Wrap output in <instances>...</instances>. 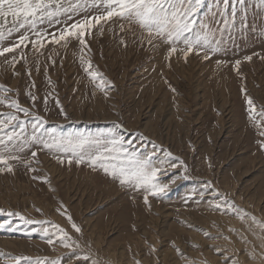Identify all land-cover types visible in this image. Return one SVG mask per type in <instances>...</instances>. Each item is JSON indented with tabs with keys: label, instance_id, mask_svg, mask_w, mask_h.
I'll list each match as a JSON object with an SVG mask.
<instances>
[{
	"label": "rangeland",
	"instance_id": "obj_1",
	"mask_svg": "<svg viewBox=\"0 0 264 264\" xmlns=\"http://www.w3.org/2000/svg\"><path fill=\"white\" fill-rule=\"evenodd\" d=\"M45 3L50 11L69 6ZM255 3H237L228 30L223 5L211 13L206 7L216 0H205L194 30L221 29L212 45L218 51L197 46L186 58L185 45L169 55L167 42H149L119 16L95 24L106 14L103 0L37 17L35 29L17 30L23 17H0V48L15 46L0 56V119L16 115L28 141L13 149L20 157L9 161L13 171L0 172V264H264V229L252 221L264 224V11ZM231 12L230 2L227 19ZM85 17L95 24L85 32L87 48L75 39L50 42ZM38 33L43 47H33ZM23 35L29 39L21 44ZM11 101L29 116L7 107ZM37 116L43 126L34 129ZM12 131L21 129L9 126L0 137ZM34 131L48 143L115 137L129 153L151 158L165 190L154 196L122 185L99 163L78 164L70 152L33 143Z\"/></svg>",
	"mask_w": 264,
	"mask_h": 264
},
{
	"label": "snow or ice",
	"instance_id": "obj_2",
	"mask_svg": "<svg viewBox=\"0 0 264 264\" xmlns=\"http://www.w3.org/2000/svg\"><path fill=\"white\" fill-rule=\"evenodd\" d=\"M106 6V14L102 16L95 17V24H99L101 20L110 19L113 16H119L122 19L127 20L129 23H135L139 28L146 31L149 37V42L153 37L161 38L167 42L171 48L170 53H175L177 50V45L183 44L186 46L185 58L187 54L192 52L194 47L200 46L208 48L211 46V51H218V48L212 46L215 42V32L222 31L221 29H216L213 31L207 24H200L199 30H194V25L196 24V15L199 10L204 7L205 0H103ZM231 2L232 8V21L226 18V13ZM261 4H264V0H260ZM217 7L221 4L223 9L221 15L225 16L223 23L227 26L229 23L234 22L236 15L235 5L239 3L243 5L245 0H216ZM50 5L45 3V0H0V17L11 15L15 19L23 17V22L18 24V28H24L29 25L31 28L35 29L36 19L39 17L41 21L45 17L51 19L60 14L61 9L63 12H76L81 10V0H77L75 4L69 0V6L64 8L63 5L57 8L56 11L49 10ZM31 18V19H30ZM70 18V17H69ZM30 21V23H29ZM92 19L85 17L78 23H72L70 27L65 28L61 31L60 35L57 37L53 35L51 43L61 44L66 46L71 43L73 39L78 41V43L85 48H87L86 40L84 39L85 32L90 31L91 28L95 26ZM188 33H193V35H188ZM3 39V34H0V40ZM29 37L27 35L21 36L20 43L23 44L27 41ZM33 47L39 45V47L44 46V38L38 33L37 39L32 41ZM15 51V46L13 47H2L0 48V56H5L6 53H12ZM247 59H251L248 57ZM15 61V57H13ZM239 61H237V66ZM90 67V65H89ZM89 67L85 68V72H89ZM89 75L93 80L96 79L98 73L93 71L89 72ZM102 79V77H101ZM2 87V86H0ZM7 91V89H4ZM35 99V97H31ZM5 100L0 99V104H4ZM247 103L252 106L253 101L251 99L247 100ZM7 107L14 109L15 112H23L25 117L29 116V110L22 108L18 102L11 101L6 105ZM63 114V110H61ZM264 115V113H262ZM36 123L33 124V128L43 126V122L40 117L34 118ZM16 122V123H13ZM11 126L13 129L19 127L21 132L12 131L7 133V138L0 137V172L7 171L11 173L13 168L10 166L9 161L19 160L20 157L15 154L13 149L17 151H23L26 145L27 138L21 136L23 132L24 125L18 119V117L12 113L6 114L4 119H0V131L5 130ZM264 135V133H261ZM31 141L33 143L39 142L43 147L51 150H55L56 153L70 152L72 156L76 159L79 164L87 158V161L92 165L96 166L99 163V167L102 168L105 173L118 178L122 185L133 184L136 187H145L151 192L152 195L156 196L164 192V187L156 183L157 169L153 168L150 157L139 158L135 152L129 153L127 149L123 148V142L115 137L110 140L100 141V140H88L84 138H78L75 140L69 139L67 141L54 140L51 143L45 142L36 135L35 131L31 136ZM264 146V145H262ZM32 157H36L37 153L32 152ZM63 163V161H60ZM71 163V161H69ZM30 170L31 164L28 165ZM145 203L147 204V197H145ZM219 207V205H217ZM231 207V206H230ZM237 212L240 210L237 209ZM243 219V216L240 217ZM71 223V217H68ZM253 223L258 224L259 227L264 229V224H260L256 221L255 217H252ZM54 227H58L53 225ZM75 231L79 232L80 228L75 224H72ZM64 236L67 233L63 229H59ZM52 241L49 240V243ZM63 243V241H62ZM64 246L68 245L64 243ZM89 259L85 257V260ZM18 264V261L15 262ZM95 264V262H93ZM139 264V262H137Z\"/></svg>",
	"mask_w": 264,
	"mask_h": 264
},
{
	"label": "trees",
	"instance_id": "obj_3",
	"mask_svg": "<svg viewBox=\"0 0 264 264\" xmlns=\"http://www.w3.org/2000/svg\"><path fill=\"white\" fill-rule=\"evenodd\" d=\"M211 6V13L214 11V10H217V11H220L221 9L217 8L216 4H208L207 5V11L209 10ZM254 8L255 10H263L264 11V4H261L260 0H256V3L254 5Z\"/></svg>",
	"mask_w": 264,
	"mask_h": 264
},
{
	"label": "bare ground",
	"instance_id": "obj_4",
	"mask_svg": "<svg viewBox=\"0 0 264 264\" xmlns=\"http://www.w3.org/2000/svg\"><path fill=\"white\" fill-rule=\"evenodd\" d=\"M78 118V117H77ZM113 126V125H112ZM168 256V255H167ZM210 257V256H209ZM213 260V259H212ZM166 262V261H165ZM217 263V262H216ZM258 263V262H257ZM258 264H260V262L258 263Z\"/></svg>",
	"mask_w": 264,
	"mask_h": 264
}]
</instances>
